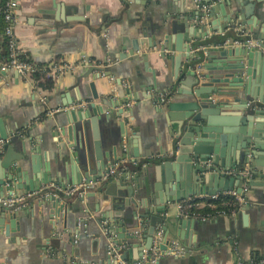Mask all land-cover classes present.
I'll return each mask as SVG.
<instances>
[{
    "label": "crops",
    "instance_id": "0c3cea01",
    "mask_svg": "<svg viewBox=\"0 0 264 264\" xmlns=\"http://www.w3.org/2000/svg\"><path fill=\"white\" fill-rule=\"evenodd\" d=\"M208 1L194 0V6L191 0H18L16 42L36 71L49 74L53 84L44 90L31 76L0 71V181L10 178L17 195L36 186L71 185L65 144L79 141L74 129L77 124L71 126L67 120L72 110L90 113L89 153L92 158L107 160L116 173L106 181H99L105 174L99 176L96 188L84 198L26 199L22 209L11 212L17 213L13 229L7 223L0 225V264H117L109 255L113 230L101 220L108 211L105 205L118 199L124 188L132 197L117 220L122 223L124 237L118 240L121 257L125 254V264L141 260L144 233L155 209L146 189L164 199L172 187L173 192L177 187L182 191L181 185L186 188L196 183L191 168L194 162L176 163L175 151H170L182 124L183 106L192 98L190 92L198 89L185 74L186 62L179 59L178 50L187 45L188 37L190 55L203 58L213 44L216 48L229 43L236 46V36L240 41L248 39L247 35L255 37V33L264 36V0ZM200 6L208 7L212 27L204 18L188 20L194 17L191 8L202 14ZM221 27L222 34L205 32ZM189 30L192 37L187 35ZM164 39L168 48L161 53ZM154 42L155 47L140 48L130 56L133 43L147 46ZM221 60L227 59L213 57L211 69L219 67ZM179 62L184 68L177 73ZM252 71L251 77L243 78L242 89L252 96L246 102L235 89L228 88L229 92L220 96L212 94V109L201 110L211 129L204 141L217 148L223 169L248 168L256 173L247 204L221 216L218 211H208L214 207L200 210L213 216L201 222L178 216L175 203L165 214L168 251L165 256L159 252L156 264H238L264 259V116L257 115L264 110V67L255 64ZM81 103L86 105L78 107ZM90 105L103 111L94 116ZM55 110L59 111L49 115ZM195 125L205 127L203 121ZM68 126L72 132L68 133ZM257 129L255 146L252 135ZM84 147L78 149L79 154L85 155ZM138 165L139 169H127ZM45 178L48 183L41 185ZM111 178L124 186L110 190ZM207 186L215 187V182ZM144 192L148 195L146 206L141 202ZM53 200L59 201V209L48 207ZM246 206L245 227L241 213ZM156 216L162 219L164 215ZM178 220H193L196 227L186 230L183 240L172 242ZM164 224L158 223L156 229ZM138 230L140 236L135 235ZM175 246L182 255L170 254Z\"/></svg>",
    "mask_w": 264,
    "mask_h": 264
},
{
    "label": "water",
    "instance_id": "95a60500",
    "mask_svg": "<svg viewBox=\"0 0 264 264\" xmlns=\"http://www.w3.org/2000/svg\"><path fill=\"white\" fill-rule=\"evenodd\" d=\"M192 3L195 6L194 0H191ZM202 2L208 3V0H201ZM216 1V0H211ZM191 18H188V20H192V18H195L196 22L203 20L202 18L206 19V24L211 26L210 19L207 17L208 13L206 14H200L198 11H195L194 8H191L190 10ZM210 16V14H209ZM207 17V18H206ZM242 20V19H240ZM228 22H230L228 20ZM212 27V26H211ZM205 30V28L203 29ZM217 32L219 34H222L224 32V27H221V29L216 28H210L208 31H205L206 33L211 32ZM190 34L192 37L193 31L189 30L187 32V35ZM208 34H205L207 36ZM261 33H255V39L262 40L264 42V36H261ZM204 36V37H205ZM194 40H197L198 37L193 36ZM155 39V36L153 37V40ZM191 39L186 37L185 38V46L183 48H180L178 51L180 53L179 59H184L186 62V69L187 71L185 74L187 76H191L194 80L193 86H197L198 89L196 91H191L190 95L192 98L188 100V104L183 106V109L185 110L184 114L180 117V122L182 123L179 128L178 136L175 137L174 143L170 144V151H175L176 163H181L182 161H188V162H194L193 166L191 167L192 170L195 173V179L196 183L193 186H189L184 188V185H181L182 191L178 190V187L175 190V187H172V191L170 193H167L165 198H157L158 195L152 193L151 188H147L146 191L150 192V198L153 200V203L155 204V209L153 211V216L149 217V224L146 228V231L144 233L145 237V245L140 251L139 258H142V252L148 251L151 248L153 236L156 232L157 224L162 222L165 223V214L168 211V209L174 205L175 203H178L184 199L193 198L197 196L202 195H214L216 193H222L223 191H228L236 188V191L239 193L243 184V178L236 177V178H226L223 175L219 174V168L223 167L221 163H219L218 158V150L216 147H214L212 144L204 141V138H206L207 133L211 131V129L207 126L209 120L202 116L203 113H201V110L206 109H212L213 101H212V94L216 95H222L227 92H229L228 88L235 89V91L239 94V97L242 98L245 102L247 101V97L250 96V92L247 91V89H242L243 84V78H249L253 75L252 67L255 64L262 65L264 67V55L262 52H260L256 48H247V47H239V46H233L232 43L227 44L226 46H221L216 48V44H213V49H209L207 52L206 50V57L201 58L199 55H196L195 58L190 55V51L192 50V44L190 43ZM156 43H151L150 45L141 44L139 46L137 43H133L131 48L128 50L130 53V56L133 55L135 52H138L140 48L142 49H149L151 47H155ZM168 48L167 46V39H164V47L161 49V53L164 52V50ZM162 56V55H161ZM218 56L223 59H227L225 62L222 60L219 62L220 66L216 67L214 70H212L210 64L212 61V58ZM201 61V65L198 66L197 63ZM184 67L181 62H179L177 73L182 70ZM98 72H103L100 68L95 69ZM210 70L213 71V74L209 76ZM199 78H203L204 81L200 82ZM230 79V81H229ZM249 80V79H248ZM186 83V82H185ZM205 89H208V91H204ZM199 91V93H197ZM198 97V98H197ZM217 102V101H216ZM208 103L210 105L208 106ZM218 103V102H217ZM261 103H264L262 101ZM91 109V113L96 116L97 111H103L102 109H96L93 105H90L89 107ZM173 107L171 106V109ZM83 115H82V114ZM121 114V112H119ZM70 119L68 117L69 125L74 126L73 124H77L74 129H76L77 134L76 138H79V141L73 140V143L65 144V155L68 157V161L70 163V183L71 185L79 184L83 180L85 182H91L95 181L99 178V176H103L104 174H107L109 171V166L107 160H101L99 156L96 158H92V155L89 153V146H88V130H89V123L87 122V118L89 117L90 113L87 112H79V111H70ZM257 115L264 116V110H259L257 112ZM199 121H203L205 123V127H197L195 124ZM189 122V123H188ZM73 129V130H74ZM67 131L72 132V127L68 126ZM259 132V130H255L252 137L255 139L254 145H257V135L256 133ZM62 136H65L64 132L61 134ZM1 139H5L3 135H1ZM248 144H251L250 139H246ZM86 145L84 147L85 149V155L79 154L78 149H80L82 146ZM5 149V148H4ZM166 167L172 168V164L166 165ZM175 168V167H174ZM177 168V167H176ZM99 173V175H97ZM249 173L253 176L256 175V173L253 171V169H249ZM206 174V175H205ZM95 176V179L93 178ZM109 187L110 190H114V187L121 188L124 185H120L119 182L115 180V178H111L109 180ZM199 181H202V185L198 184ZM215 182V187H205L207 184H212ZM47 179H43L42 184H47ZM249 187L253 186V183L249 182ZM64 186V185H62ZM188 186V185H187ZM4 187L5 189H3ZM41 186L31 187L27 188L26 191H33L39 189ZM21 189V187H18V190ZM109 192V191H108ZM8 193L6 197H10L12 195H17L16 191L14 190V185L12 184V180L10 178L6 179V181H0V197H5L4 194ZM119 198L113 200V202H110V204H106L105 206H108V211L106 215H104V218H102L101 221H107L108 228L110 231L113 230V234H110L112 236V245L117 248L120 246V243L118 240L123 239V235L121 234L123 230L120 228L122 227V223H118V219L120 218L119 213L123 212L124 206H128L131 204V197L132 193L126 188L123 189L122 192H118ZM147 193L144 192L142 194L141 202L143 205H147L146 198ZM160 197V195H159ZM123 198V200H122ZM140 200V195L137 198ZM150 202V200H149ZM48 207L52 209H59V201L53 200L51 201ZM109 211L114 212V214L109 215ZM156 214H163V218L160 219L156 216ZM248 206H246L241 213V217L243 219V224L246 227L248 223ZM17 213L11 214V212L8 211H1L0 210V225L3 223L10 224V227H13V222L16 220ZM129 217V215L126 213L125 218ZM140 217H144L141 215ZM128 219V218H127ZM101 221L97 220V224L101 225ZM133 222L134 219H133ZM130 226L131 224L128 223ZM119 227V228H117ZM196 227V223L193 220H178L175 224V235L173 238H171L172 242H176V239L183 240V237L185 236L186 230H192ZM13 229V228H12ZM163 239L162 242L159 245V250L162 254V256L166 255V252L168 251L169 247V228L166 224H164L163 228ZM116 236V238H115ZM130 238V237H128ZM179 244V242H177ZM180 245V244H179ZM51 247H54V245L51 244ZM125 254L121 257V260L124 261ZM138 262V261H137ZM135 262V263H137Z\"/></svg>",
    "mask_w": 264,
    "mask_h": 264
},
{
    "label": "built area",
    "instance_id": "2783aa9c",
    "mask_svg": "<svg viewBox=\"0 0 264 264\" xmlns=\"http://www.w3.org/2000/svg\"><path fill=\"white\" fill-rule=\"evenodd\" d=\"M18 0H5L4 1V9H3V22L5 23L6 27L4 29V36L7 38V48H8V62L1 63L0 62V71L6 72L9 70L16 71L21 77H29L35 73L36 69L33 67L31 63L20 61L18 56L22 53L19 49V46L16 42L14 36V27L16 25L15 20V11L17 8ZM200 12L202 14H206L208 7L207 6H200ZM245 41H234L233 44L240 47H247V48H256L260 52L264 54V42L262 40L255 39L251 36ZM50 76L49 74H47ZM86 104H79L78 107H83ZM59 110L51 111L49 115H53L54 113L58 112ZM219 174L223 175L226 178H236L241 177L243 178V184L241 187L240 192L238 193L235 189L225 192V193H216L211 196H197L193 198H188L178 202V216L181 218H190L193 220H198L201 222H205L210 220L213 216L209 213L200 212L203 209H211L214 207L213 201L217 200L220 195H228L233 197L239 206H245L247 204V193L249 189V182L251 181L252 175L249 173L248 168L244 169H223L219 168ZM116 173L115 168H110L108 173L105 174L102 179L99 181H106L108 178L113 177ZM98 184L97 181L95 182H80L79 184L68 185L65 187H59L54 184L44 185L36 191H29L25 192L21 195H12L10 197H0V210L1 211H8V212H16L19 209H22L26 205V199H34V200H48L51 198H84L86 192L94 190L96 185ZM59 195V196H57ZM218 215H225L224 211H218ZM162 229H156V232L153 236L152 245L150 250L144 252L142 258L136 264H156L157 258L159 256V245L162 239ZM136 236L141 235V231L135 232ZM122 246L115 248L112 244L109 250V255L117 264H125L124 261L121 260L122 254ZM170 254L172 255H182L181 249L178 246L170 249ZM238 264H264V259L260 258L249 263H245L239 261Z\"/></svg>",
    "mask_w": 264,
    "mask_h": 264
},
{
    "label": "trees",
    "instance_id": "16d2710c",
    "mask_svg": "<svg viewBox=\"0 0 264 264\" xmlns=\"http://www.w3.org/2000/svg\"><path fill=\"white\" fill-rule=\"evenodd\" d=\"M4 1L5 0H0V62L4 63V62H8L9 58H8V48H7V38L3 35L4 34V28H5V24L3 22V9H4ZM4 27V28H2ZM241 39H239V37H235V41H240ZM18 59L20 61H25L28 63H31L30 60L25 56L24 53H20V55L18 56ZM33 78V80L38 84V86H40L42 89L44 90H48L52 87V78L50 76H48L46 74V72H40V71H36L35 73L32 74L31 76ZM167 97V96H166ZM138 165L137 167H131L128 166L127 169H139ZM214 205V208L212 210H208L212 213H214L215 211H225V212H230L232 210L238 211L240 209L239 204L237 203V201L228 195H220V197L212 202Z\"/></svg>",
    "mask_w": 264,
    "mask_h": 264
}]
</instances>
